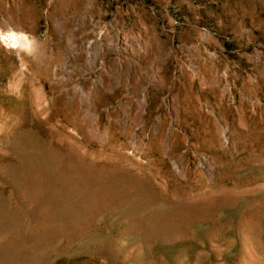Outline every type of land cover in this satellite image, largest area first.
<instances>
[{
	"label": "rangeland",
	"instance_id": "obj_1",
	"mask_svg": "<svg viewBox=\"0 0 264 264\" xmlns=\"http://www.w3.org/2000/svg\"><path fill=\"white\" fill-rule=\"evenodd\" d=\"M0 264H264V0H0Z\"/></svg>",
	"mask_w": 264,
	"mask_h": 264
},
{
	"label": "bare ground",
	"instance_id": "obj_2",
	"mask_svg": "<svg viewBox=\"0 0 264 264\" xmlns=\"http://www.w3.org/2000/svg\"><path fill=\"white\" fill-rule=\"evenodd\" d=\"M10 37L13 40V44H18L19 43V41H20V37L19 36H16V35L13 34Z\"/></svg>",
	"mask_w": 264,
	"mask_h": 264
}]
</instances>
